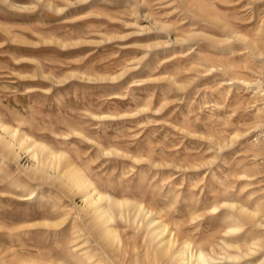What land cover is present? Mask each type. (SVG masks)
I'll return each mask as SVG.
<instances>
[{"label": "rangeland", "instance_id": "1", "mask_svg": "<svg viewBox=\"0 0 264 264\" xmlns=\"http://www.w3.org/2000/svg\"><path fill=\"white\" fill-rule=\"evenodd\" d=\"M194 2L0 0V120L21 126L55 151L68 153L100 189L113 195H143L146 203L167 211L174 207L168 205L176 198L169 196L168 200L164 194L173 187L174 193L182 190L176 203L178 215L171 222H186L183 235L193 239L211 236L216 242L218 231L224 228L221 217L207 216L187 223L189 213L202 208L195 202H210L216 193H221L213 173L223 178L226 171L243 166L255 168L257 173L247 191L255 190L258 197H264V156L256 158L251 149L258 144L259 131L222 151L213 147L210 120L223 127L227 117H232L231 109L216 111L207 107L215 99L207 87L215 82L210 75L200 78L202 74L197 70L204 66L194 64L195 70H184L173 58L180 53L175 39L183 30L193 28L197 33L223 37L207 27L203 19L206 12L199 6H205L207 1ZM228 5L229 11L220 9L236 10L242 16L252 15L258 8L264 12V6L256 8L247 0H234ZM203 35L186 41L187 46L184 43L185 47L195 48L192 54L199 56V61L207 53L204 44L210 43ZM196 73V81L189 80ZM237 91L239 95L246 94L240 87ZM248 97L249 94L244 96ZM149 102L150 106L144 105ZM251 109L241 111V117L254 115ZM104 112L111 115H93ZM235 117L225 134L231 128L243 129L239 116ZM72 127L82 133H71ZM111 146L121 149V153L102 152L103 147ZM148 151L153 152L151 156ZM27 154L21 151L20 164L15 159L6 160L0 153V264H95L98 258L103 259L101 264L132 263L118 256L120 262H116L112 250L88 231V216L80 211L82 193L65 190L59 180L27 176L23 164L34 161ZM187 158H196L197 164L213 162L197 169L181 168L182 163H189ZM158 181L166 184L160 195L151 191L142 194L137 187ZM190 182L197 184L193 190ZM241 182L233 183L234 189ZM206 184L210 186L202 190ZM33 190L37 194L34 200L18 196ZM118 220L116 227L126 240H131L133 227ZM55 221L61 223L45 224ZM246 227L250 231L251 225ZM94 253L97 254L91 259L85 258Z\"/></svg>", "mask_w": 264, "mask_h": 264}, {"label": "bare ground", "instance_id": "2", "mask_svg": "<svg viewBox=\"0 0 264 264\" xmlns=\"http://www.w3.org/2000/svg\"><path fill=\"white\" fill-rule=\"evenodd\" d=\"M206 1L207 3H205V6L198 5L200 9L206 12V15H202L203 19L208 22L209 26L207 27L212 28L214 32L221 34L223 37H214L215 34L208 35L206 32L197 33V30L193 28L186 31L183 30L175 39L176 42H179L180 47V49L176 51L180 53H175L173 58H175V63L184 70H195L194 64L204 66L205 68L203 70H197V72L202 74L200 78L210 75L211 77L209 78L213 79L212 81L215 82L207 87L209 93L215 98L210 101L213 102V104L207 105V107L211 106V108L213 107L216 111L230 108L232 112L231 116H239L238 119L241 120L240 122H242V126H244L243 129L239 127L231 128L232 130L225 134V131H228L227 128L231 123L233 124L234 120L232 117L231 119L227 117L228 119L222 123L224 125L223 127H218V122L214 121V119H209L211 121V133H209L211 135L209 138L213 142V147L222 151L231 147L240 139L247 138L251 133L259 131L256 138V140H258V144L255 147L256 149L253 147V144H250V146L253 147L251 149L256 158L263 157L264 12L262 14L258 8L252 15L249 14V17L242 16L238 12H235L236 10L227 12L229 11L228 3L234 0ZM247 1H249V3H255L256 8L264 6V0ZM190 2L191 4L192 2L196 4L194 0H190ZM220 2L224 3L221 4ZM221 7L227 11L223 12L220 9ZM253 8L254 6L252 10ZM192 12L194 15H197L196 11ZM249 19H252V22L249 21ZM193 24H196V22H193ZM251 24L253 25L250 26ZM181 29L183 28L181 27ZM201 35L210 40V43L204 44L203 48L207 50V53H203L201 58L202 61H199V56L192 54L196 52V50H193L195 48H193V46L185 47V45L186 41H191V39ZM155 44L162 43L156 42ZM191 65L192 67H188ZM197 76L198 73L191 75L189 80L196 81ZM218 76H220V78ZM184 86L185 85H180V88ZM239 87L242 92L249 94L248 98H244L246 94L239 95V91L235 92V89L238 90ZM150 104L149 102L144 105L150 106ZM252 107L253 109L251 110L254 112V115H242L241 117V111H245ZM93 115L97 117H109L111 114L104 112L100 114L93 113ZM235 119L237 118L235 117ZM217 120L221 121L219 118ZM20 124L22 123L20 122ZM0 129V153L6 160L15 159L20 163L21 151H24L28 153L27 155L30 156V159H34L32 164H27L26 162L23 164V170L29 178L35 180H59V185L61 184L64 186L65 190L67 189L74 194H83L84 199L80 205V211H83L85 215L88 216V231H92L93 234L95 233L97 239L103 243L106 249L109 248L112 250L114 256L112 254L111 257L113 256L114 258L116 256V262L119 261V259H117L118 256L124 260H126L127 257V259L132 262L130 264H200L199 257L201 252L205 253L206 257H211L210 264H261V261H264V232L262 231L264 228V197H258L255 190L247 191V187L252 184L250 180H253L257 175L255 168H248L245 166L242 168L240 167L241 169L233 168L226 171L223 178L213 173L214 176L218 178L217 190L221 193H216L217 197H214L210 202L202 201V199L200 200L197 198L198 201L197 203L195 202V204L197 207L202 206V208L191 211L187 223L204 220L207 216H211L212 218L221 217L224 228L218 231L219 238L216 242L212 240L211 236L193 239L192 236L183 235L181 233L183 225L186 223L185 221L177 219L171 222V220H173L171 218L179 212L180 208H178L179 205L176 206V203L180 200L182 190L181 192L179 191L180 193H174V187L172 186V191H170L172 193L167 192L164 194L168 200L170 199L169 196L176 198L175 203L168 205L174 207H171L172 209L168 208L169 210L167 211L165 208H158L156 204L152 202H150V204L146 203L144 201L145 198L142 197V194H145L144 192L146 191L159 193L160 195L162 193V188L166 185L163 182L159 183L158 181L155 184L149 182L137 186L142 192L141 198L135 195L134 197L113 195L100 189L96 182L88 175L87 171L80 166L73 157L69 156L68 153L61 150L55 151L44 141H40L32 134L24 131L21 126H13L0 120ZM70 130L71 133H82L73 127ZM68 132H63V135H68ZM121 151V149L112 146L103 147L102 149V152L106 154H119ZM151 151H153V148ZM150 152L148 151V153ZM78 157L82 158L80 155H78ZM187 160L189 163H182V166H180L181 168L197 169L205 164H211L213 162V160H209L206 161V163L197 164L195 163L196 158H187L186 161ZM233 177L235 179H233ZM236 180L242 181L243 183H239L237 189H234V184L237 182ZM189 185L191 188L197 186V184L191 182ZM209 186V184H206L201 187H203L202 190H204V188ZM213 191H215V189L211 190V192ZM245 191H247V193H244ZM163 192H165V190ZM192 194L195 198V192L192 191ZM18 196L21 197V200L29 201L32 199L34 200L37 194L36 190H33L30 193L22 192V194L20 193ZM154 202L156 201L154 200ZM192 202L190 204H192ZM195 204H192V206ZM185 207L187 206L185 205ZM213 208L216 209L215 212L212 211ZM199 210L203 211L200 212ZM186 212H184V214ZM67 214L68 213H66V215ZM118 219H122L133 227L134 234H132L131 240H126L123 233L116 227L119 221ZM64 220L65 217L63 218V221ZM60 223L59 221H55L54 223L45 222L46 225H58ZM119 225L120 224L117 226ZM247 225H251V229L248 232ZM80 230H84V228ZM250 250H252L253 254L245 255ZM260 253L262 255L257 257ZM96 254L97 253L88 254L85 258L91 259ZM229 256H239L241 259L230 260L228 259ZM98 259L95 264H101L103 259ZM32 264L65 263L61 261H50L48 263L36 261Z\"/></svg>", "mask_w": 264, "mask_h": 264}, {"label": "snow or ice", "instance_id": "3", "mask_svg": "<svg viewBox=\"0 0 264 264\" xmlns=\"http://www.w3.org/2000/svg\"><path fill=\"white\" fill-rule=\"evenodd\" d=\"M212 211L215 212L216 209L213 208ZM252 254H253V252H252V250H250L245 255H252ZM199 259H200V264H210V262H211V257H206L205 253H203V252L200 253ZM228 259H230V260H239L241 258L239 256H236V257L229 256ZM261 264H264V261H261Z\"/></svg>", "mask_w": 264, "mask_h": 264}]
</instances>
